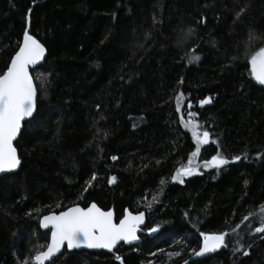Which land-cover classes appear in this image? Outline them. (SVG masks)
I'll return each mask as SVG.
<instances>
[{
  "label": "trees",
  "instance_id": "trees-1",
  "mask_svg": "<svg viewBox=\"0 0 264 264\" xmlns=\"http://www.w3.org/2000/svg\"><path fill=\"white\" fill-rule=\"evenodd\" d=\"M25 30L46 51L30 69L38 95L14 143L19 168L0 176V264H30L48 241L40 218L90 203L116 220L143 211L149 233L110 252L65 249L48 264H184L201 233H228L227 246L186 264H264L253 235L264 208V88L248 66L264 48V0H0V74ZM189 104L210 132L198 161L229 163L179 183L172 177L195 151L181 120ZM237 234L250 255L234 253Z\"/></svg>",
  "mask_w": 264,
  "mask_h": 264
},
{
  "label": "snow or ice",
  "instance_id": "snow-or-ice-1",
  "mask_svg": "<svg viewBox=\"0 0 264 264\" xmlns=\"http://www.w3.org/2000/svg\"><path fill=\"white\" fill-rule=\"evenodd\" d=\"M30 11V10H29ZM245 9L241 8L236 17L239 19ZM192 35V30H188V37ZM45 47L36 38L25 30L23 34V42L18 46V51L11 57L10 63L7 65L6 71L0 74V172L6 169H15L20 161L17 158V150L13 146V141L17 139L18 134L22 131V122L26 118L33 117L36 109L37 89L34 87L33 79L30 76V66H37L45 58ZM264 57V50L260 53ZM200 56L190 57V62L199 61ZM257 56H253L250 60L251 71L254 78L261 85H264V59L261 60L259 68ZM211 101L205 98L200 101L201 106L209 104ZM99 107V106H98ZM191 105L189 104V109ZM179 107V98L177 112H181ZM189 116L194 117L196 113L189 111ZM190 123V122H189ZM188 124H185L187 127ZM198 126V125H197ZM196 137L197 145H206L210 141V132L205 130L202 136L193 132ZM216 143V141H212ZM200 148L197 147L193 155H198ZM112 160L117 157L113 156ZM240 156L234 157V160H240ZM229 160L221 155L212 156L211 160L206 161L204 167H212L220 169L221 166L227 165ZM194 174V168L189 166L180 168L172 177L174 181L183 183V177ZM95 174L92 180H95ZM115 177L109 179V183L115 182ZM247 183V182H245ZM63 209V205H60ZM255 215V214H253ZM250 217L245 215L244 221H248ZM260 226L255 227L254 234H261L260 239L264 240V208L260 209L259 217ZM145 223L144 213L133 215L125 210L124 216L119 223L113 222L112 211H102L95 203L87 207L73 206L67 210H61L58 214L51 213L44 215L40 220V227L51 230V242L47 245V250L40 252L34 257L37 264H44L50 260L55 254L61 252L62 246L66 245L69 251L80 249H107L112 251L116 244L120 241L131 243L138 239L137 231L139 226ZM151 233L158 231L157 228H151ZM235 231V230H234ZM203 244L199 251H195L196 256H203L206 253L214 252L226 245V236L228 233L220 234H204ZM245 246L251 248L249 243L243 236L237 234L235 252H241L243 256L250 255V251L244 250ZM162 253L163 250H160ZM155 256L157 253H151ZM169 256L175 255L179 257L180 252L169 253ZM116 260H120L117 256ZM27 264V261L23 262ZM149 264H152L149 261ZM186 264V262H185Z\"/></svg>",
  "mask_w": 264,
  "mask_h": 264
},
{
  "label": "water",
  "instance_id": "water-1",
  "mask_svg": "<svg viewBox=\"0 0 264 264\" xmlns=\"http://www.w3.org/2000/svg\"><path fill=\"white\" fill-rule=\"evenodd\" d=\"M23 42V38H22V41H21V43ZM20 43V44H21ZM262 50H264V48L263 49H260V50H258L257 52H255L254 54H253V56H257V58H258V60H257V63H258V68H259V65H260V62H261V60L262 59H264V57H261L260 56V53H261V51ZM16 51H18V49L16 50ZM15 54V53H14ZM252 56V57H253ZM251 57V58H252ZM251 58L249 59V61H248V66H249V69H250V72H251V76H252V78L256 81V83L258 84V86L259 87H262V88H264V85H261V84H259L258 82H257V80L254 78V74L252 73V71H251V64H250V60H251ZM11 61V60H10ZM10 63V62H9ZM34 67H36V66H30V68H29V72H30V69L31 68H34ZM6 71V70H5ZM3 74V73H2ZM30 76L32 77V75H31V72H30ZM33 79V78H32ZM33 84H34V81H33ZM34 87H35V84H34ZM34 112H35V110H34ZM34 115V114H33ZM30 118H32V117H30ZM30 118H26L23 122H22V126H23V123L25 122V121H28ZM19 135V134H18ZM15 141L16 140H14L13 141V146H14V143H15ZM17 158H18V155H17ZM19 160V159H18ZM19 168V164L17 165V167L15 168V169H6L5 171H2V172H0V176H2L3 174H5V173H7V172H12V171H16L17 169ZM90 204H92V203H90ZM89 204V205H90ZM88 205V206H89ZM73 206H79V205H73ZM73 206H70V207H73ZM81 207V206H80ZM87 207V206H86ZM99 207V206H98ZM69 208V207H68ZM67 208V209H68ZM100 208V207H99ZM67 209H65V210H67ZM101 209V208H100ZM102 211H109V210H104V209H101ZM110 211H112V210H110ZM113 212V211H112ZM129 212H131V211H129ZM59 213V212H58ZM58 213H56V214H58ZM125 213V212H124ZM124 213H123V215H122V217L120 218V219H122L123 218V216H124ZM133 215H136V214H139V213H144L143 211H140V212H131ZM48 214H51V213H48ZM48 214H46V215H48ZM144 215H145V213H144ZM44 216V215H43ZM42 216V217H43ZM42 217L40 218V220L42 219ZM119 219V220H120ZM40 220H39V226H40ZM119 220H116V218H115V215H114V213H113V222L114 223H119ZM145 226H146V215H145V223L144 224H142V225H140L139 226V230L137 231V237H138V239L136 240V241H133V242H131V243H124L123 241H120V242H118L117 244H116V246L113 248V250H115V248L119 245V244H121V243H123L125 246H127V247H129V246H131V245H137V244H140L141 242H142V238H141V236H142V234L144 233V228H145ZM41 228V227H40ZM42 230H45V231H49V236H48V241H47V244H46V246H45V248L43 249V250H41L40 252H42V251H46L47 250V245L48 244H50V242H51V230H50V227H49V229H43V228H41ZM212 234H218V233H212ZM202 244H203V240L201 241V244H200V247L202 246ZM199 247V248H200ZM199 248H198V250L197 251H199ZM68 250L67 249V246L66 245H64V246H62V248H61V252L60 253H57V254H55L50 260H47V261H45L44 262V264H48L49 262H51L55 257H57V256H59V255H61L62 253H63V251L64 250ZM112 250V251H113ZM219 250V249H218ZM218 250H216V251H214V252H211V253H206L205 255H203V256H196L194 253L185 261L186 263L187 262H189V261H195V260H198V259H203V258H206V257H209V256H212L213 254H215ZM69 251V250H68ZM71 251H89V252H100V251H104V252H110V251H108L107 249H87V248H84V247H81L80 249H75V250H71ZM40 252H38V253H36L35 255H34V257L36 256V255H38ZM34 257L32 258V260H31V263L30 264H37V262L35 261V259H34ZM185 262H184V264H185Z\"/></svg>",
  "mask_w": 264,
  "mask_h": 264
},
{
  "label": "rangeland",
  "instance_id": "rangeland-1",
  "mask_svg": "<svg viewBox=\"0 0 264 264\" xmlns=\"http://www.w3.org/2000/svg\"><path fill=\"white\" fill-rule=\"evenodd\" d=\"M179 98V107L180 106H182V104H183V97H178ZM177 103H178V99H177ZM186 109V111H183V113H182V115H181V120H182V125H183V127H184V129L185 130H187L189 133H190V135H191V137H192V140H193V142L195 143V151H196V148L197 147H199V148H201L202 147V145H197V143H196V137H194L193 135H192V133L193 132H196V133H198V135H200V136H202V133H203V129H201L200 128V126H199V124L193 119V117H190L189 116V111H190V109H189V105L185 108ZM190 122V123H189ZM188 124V126L187 127H185V124ZM198 125V126H197ZM194 151V152H195ZM193 152V153H194ZM193 153H192V155L189 157V159L187 160V162L184 164V165H182V166H180L179 168H178V170L180 169V168H182V167H187V166H189V161L191 160V166L194 168V174H198V173H200L201 171H203V170H207V169H210V168H212V167H204V165H205V162L206 161H203V162H200V161H198V155H193ZM193 174V175H194ZM187 177H189V176H186V177H183V180L185 179V178H187ZM176 182H179V181H176ZM180 183V182H179ZM202 240H203V237H202Z\"/></svg>",
  "mask_w": 264,
  "mask_h": 264
},
{
  "label": "flooded vegetation",
  "instance_id": "flooded-vegetation-1",
  "mask_svg": "<svg viewBox=\"0 0 264 264\" xmlns=\"http://www.w3.org/2000/svg\"><path fill=\"white\" fill-rule=\"evenodd\" d=\"M145 233H147V234H148L149 232H148V231H146V230H145V228H144V233L142 234L141 238H143V235H144Z\"/></svg>",
  "mask_w": 264,
  "mask_h": 264
},
{
  "label": "bare ground",
  "instance_id": "bare-ground-1",
  "mask_svg": "<svg viewBox=\"0 0 264 264\" xmlns=\"http://www.w3.org/2000/svg\"><path fill=\"white\" fill-rule=\"evenodd\" d=\"M249 61V60H248ZM250 70V69H249ZM254 80V79H253ZM255 84L258 86V84L256 83V81L254 80Z\"/></svg>",
  "mask_w": 264,
  "mask_h": 264
}]
</instances>
